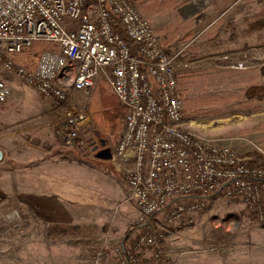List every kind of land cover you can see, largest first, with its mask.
Wrapping results in <instances>:
<instances>
[{
	"label": "rangeland",
	"instance_id": "1",
	"mask_svg": "<svg viewBox=\"0 0 264 264\" xmlns=\"http://www.w3.org/2000/svg\"><path fill=\"white\" fill-rule=\"evenodd\" d=\"M134 3L156 30L172 23L180 26L179 39L170 49L172 53L190 42L181 57L188 65L178 70L184 106L189 108L191 99L208 94H230L252 101L250 109L229 101L217 104L216 114L185 116L186 127L232 147L240 159L260 166L264 172V29H252L250 24L261 17L264 0H176L167 5L162 4L163 0H134ZM146 6L155 8L146 14ZM192 19L193 23L189 22ZM205 30L209 35L204 36ZM187 33L189 36L185 37ZM40 51L31 49L19 59L20 63L35 66ZM102 81L90 98L82 93L73 95V104L88 101L90 108L99 87L109 90ZM8 83L11 94L0 106L3 158L5 154H10L9 157L44 154L83 163L87 169L85 180L79 179L87 201L78 204L83 212L76 216L73 204L66 202L59 214L69 222L94 225L96 232L49 241L45 235L46 222L37 219L39 216L26 209L10 212V206L4 207L0 209V264H90L101 247L108 256H113L116 246L130 242L143 227L138 224L139 210L136 199L131 197L126 173L119 171L112 159L97 158L92 147L114 149L121 136L115 142H110L109 136L101 137L106 141L102 146L99 137L95 139L92 132L86 134V130L96 125L91 112L92 122L83 129L81 139L66 146L56 136L58 111L34 87L15 75H9ZM192 106L202 107L196 103ZM29 143L33 146L30 152ZM88 194L94 197L93 204ZM14 212L20 219L8 216ZM154 227L164 237L156 245L140 250L139 264H264V224L253 218L242 201L223 197L221 193L206 199L204 209L194 215L193 223L172 226L162 223Z\"/></svg>",
	"mask_w": 264,
	"mask_h": 264
},
{
	"label": "built area",
	"instance_id": "2",
	"mask_svg": "<svg viewBox=\"0 0 264 264\" xmlns=\"http://www.w3.org/2000/svg\"><path fill=\"white\" fill-rule=\"evenodd\" d=\"M38 41L50 49L33 67L20 63ZM189 43L169 52L134 0H0V106L9 75L22 79L58 111L66 146L92 122L89 102L73 104V95L90 98L103 79L127 108L111 159L126 173L143 229L111 257L101 247L90 264H139L140 250L164 237L154 225L193 223L212 193L242 201L264 224L261 167L186 127L178 70L188 65L181 57Z\"/></svg>",
	"mask_w": 264,
	"mask_h": 264
},
{
	"label": "crops",
	"instance_id": "3",
	"mask_svg": "<svg viewBox=\"0 0 264 264\" xmlns=\"http://www.w3.org/2000/svg\"><path fill=\"white\" fill-rule=\"evenodd\" d=\"M29 148L30 152L32 143H29ZM9 156L10 154H5L4 158L2 156L0 159V209L8 206L12 209L10 212L26 209L25 211L39 216L37 219L46 222L45 229L53 222L73 223L59 214V209L66 202L73 204L76 216L83 212L80 205L87 201L79 179L85 180L87 169L83 163L44 154ZM89 196V201L93 204L94 197L92 199L91 195ZM97 202H101L99 197ZM11 214L8 213V216Z\"/></svg>",
	"mask_w": 264,
	"mask_h": 264
},
{
	"label": "trees",
	"instance_id": "4",
	"mask_svg": "<svg viewBox=\"0 0 264 264\" xmlns=\"http://www.w3.org/2000/svg\"><path fill=\"white\" fill-rule=\"evenodd\" d=\"M176 0H163L164 5L172 4ZM155 7L146 6L144 7V12L147 14L148 11H151ZM189 20V22L193 23ZM259 22L256 26L254 23ZM251 24V28L261 27L264 29V10L261 12V17L258 21H254ZM216 30V29H215ZM204 36L209 35V31L205 30ZM211 31V30H210ZM157 36L160 38L162 44L167 48L169 52L171 46L174 45L177 40L179 39L180 35V26L176 25L175 23L167 24L159 28L158 30L155 29ZM189 36V33L185 35V37ZM193 38V37H192ZM42 48L50 49L48 43L45 42H35L32 46V50H41ZM185 52V50H184ZM183 52V57H184ZM103 83L109 88L105 89L104 86L99 87L98 90L93 94L91 103H90V110L93 114L95 126H91L88 130L85 131L87 134L88 132H92L95 139L99 137V140L102 141L105 138H101L104 136H109L110 142H115L121 136L122 131L124 130L125 126V119L127 114V108L119 101L117 96L112 91L110 85L107 81L103 80ZM180 97L183 104V111L184 115L188 117L198 116V114L203 113H211L216 114V110L214 109L217 104H225L227 102H235L242 106V108L250 109L252 106V101H249L245 98H237L233 95H219V94H208L202 95L199 97H195L191 99L190 105H187L189 108L184 106L183 97L180 92ZM193 104L202 105V107H194ZM5 104V103H4ZM2 104V105H4ZM196 106V105H195ZM208 106V107H206ZM261 108V107H259ZM57 136V135H56ZM59 138V137H58ZM81 139V138H79ZM218 193H212L207 196V198L211 199V197L217 195ZM96 232V228L94 225L89 224H77V223H64V222H53L50 223L45 229L46 238L49 241H55L60 239L64 236H83L86 234H94ZM125 243V242H123Z\"/></svg>",
	"mask_w": 264,
	"mask_h": 264
},
{
	"label": "water",
	"instance_id": "5",
	"mask_svg": "<svg viewBox=\"0 0 264 264\" xmlns=\"http://www.w3.org/2000/svg\"><path fill=\"white\" fill-rule=\"evenodd\" d=\"M106 141L102 140L101 141V145L105 146ZM99 147V145H95L92 147V150L95 151L97 150ZM97 158L100 159H104V160H110L112 158V149L110 147H104L102 149H99L96 153H95ZM2 158V152H0V159Z\"/></svg>",
	"mask_w": 264,
	"mask_h": 264
},
{
	"label": "flooded vegetation",
	"instance_id": "6",
	"mask_svg": "<svg viewBox=\"0 0 264 264\" xmlns=\"http://www.w3.org/2000/svg\"><path fill=\"white\" fill-rule=\"evenodd\" d=\"M99 150V148L96 150V152Z\"/></svg>",
	"mask_w": 264,
	"mask_h": 264
}]
</instances>
